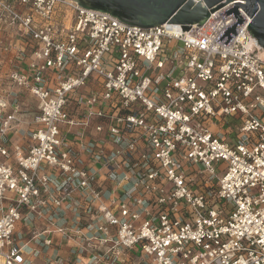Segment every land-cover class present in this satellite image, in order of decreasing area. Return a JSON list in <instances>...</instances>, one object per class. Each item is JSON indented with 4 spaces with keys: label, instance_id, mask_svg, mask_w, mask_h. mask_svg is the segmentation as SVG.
I'll use <instances>...</instances> for the list:
<instances>
[{
    "label": "built area",
    "instance_id": "1",
    "mask_svg": "<svg viewBox=\"0 0 264 264\" xmlns=\"http://www.w3.org/2000/svg\"><path fill=\"white\" fill-rule=\"evenodd\" d=\"M232 5L186 30L0 0V264H30L18 227L41 219L31 239L75 242L86 264H264V48L241 8L217 40ZM21 92L40 112L26 146L9 141Z\"/></svg>",
    "mask_w": 264,
    "mask_h": 264
},
{
    "label": "water",
    "instance_id": "2",
    "mask_svg": "<svg viewBox=\"0 0 264 264\" xmlns=\"http://www.w3.org/2000/svg\"><path fill=\"white\" fill-rule=\"evenodd\" d=\"M81 6L111 13L125 23L143 28L163 23H180L188 30L192 25H203L210 15L226 6L233 5L220 14L223 19L231 15L236 22L229 25L217 39L228 45L238 33L237 27L244 25L246 17L240 8L251 18L248 26L250 34L256 37L264 48V0H75Z\"/></svg>",
    "mask_w": 264,
    "mask_h": 264
},
{
    "label": "crops",
    "instance_id": "3",
    "mask_svg": "<svg viewBox=\"0 0 264 264\" xmlns=\"http://www.w3.org/2000/svg\"><path fill=\"white\" fill-rule=\"evenodd\" d=\"M100 88V84L99 83H96V82H92L88 87L84 88L83 90H81L82 92L86 93L88 91H96ZM18 98L19 100L22 102V110L21 112L17 115L18 119L20 120V127H26V123H25V120H28L30 122V124H33V126L31 125L28 126L30 128V131H27L25 129L24 132H21V133H25L24 135L26 136V134L29 135V133L34 129L35 125H34V120L36 119V116L40 113L39 112V106H38V103H37V100L34 99L31 95H29L28 93H25V92H21L19 95H18ZM32 107H36L38 109V111L34 112V111H31L30 109ZM27 108L29 111H24V109ZM70 110L74 113H78L80 112L81 114V111H76L73 107H70ZM82 117V114L80 115V118ZM83 119V118H82ZM99 119H94L92 121V124H91V127H89L87 129V136L85 138V140H89L91 139V136L92 135H95V129H94V123L97 122ZM24 121V122H23ZM19 124L17 126H19ZM17 128V127H16ZM20 130V129H19ZM213 130L214 131H218V132H221V126H215L213 125ZM80 131L79 128H74L71 133L69 134V139L71 140H74V139H77V134L78 132ZM9 136L11 137L12 136V140L14 139H20L22 140V143L25 142V146H26V142L28 141V137L26 136V138L23 140V138L25 136L22 135L19 136V133H18V130H13L12 132H10ZM72 213L70 212H67V217H71ZM46 225H47V222L44 220V219H41V220H37L36 222H34V224H28L24 221H21L19 223V227H18V230L19 232H21L23 234V240L24 241H28L29 240V246L33 247L34 250L31 251V253H28L27 254V257L29 258V260L31 261V264H34V260H38L41 264H42V261L40 258H42L43 256V248L44 246L40 245L39 243L35 242V240L31 239V235L29 233L31 232H41L43 229L46 228ZM54 237V236H53ZM57 237V236H56ZM55 237V240L58 239ZM59 242H56L55 245H53L52 247H55L57 246ZM48 248V247H47ZM53 248L50 247V250L51 252H53L52 250Z\"/></svg>",
    "mask_w": 264,
    "mask_h": 264
},
{
    "label": "rangeland",
    "instance_id": "4",
    "mask_svg": "<svg viewBox=\"0 0 264 264\" xmlns=\"http://www.w3.org/2000/svg\"><path fill=\"white\" fill-rule=\"evenodd\" d=\"M2 68L3 67H1V64H0V100L2 98H6L8 95V92L10 90V89H8L9 88V82L7 81V78H6ZM30 110L34 111V112L38 111V109L36 107H32ZM24 111H29V110L27 108H25ZM19 123H20V121L17 122V124H19ZM25 123H26L25 128L20 127V124H19V126H17V128H15V130H18L19 136H21V137H22V135L25 136L24 135L25 133H21V132H24L25 129L27 131H30V128L28 126H30V127H31V125L33 126V124H30V122L28 120H25ZM234 133L236 134V132H234ZM26 136L28 137L29 135L26 134ZM26 136L23 138V140L26 138ZM234 137H236V135H234ZM9 141L12 145L13 144L25 145V142L22 143V140H20V139L12 140V136L11 137L9 136ZM56 238H58V239H56L55 242H59L57 244V246H55V247H52L53 245L50 246L51 248L54 249V250L52 249L53 252L49 251L50 247H48V248L43 247L45 249H43V256H42V258H40L42 261V264H52V263H55V264H86L87 259L84 258L86 256V254L82 253L79 250V246L75 242H71V243H67L65 241L63 242V239L59 235H57ZM29 253H31V251ZM34 261H35L34 264H41L38 260H34ZM138 262H139V259L135 255H132L130 260L128 262L126 261L124 264H138ZM30 264H31V262H30Z\"/></svg>",
    "mask_w": 264,
    "mask_h": 264
}]
</instances>
